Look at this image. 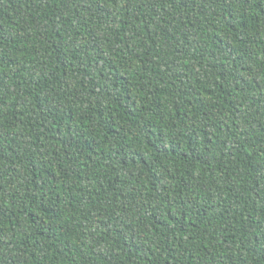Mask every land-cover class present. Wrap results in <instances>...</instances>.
Wrapping results in <instances>:
<instances>
[{"label":"trees","instance_id":"1","mask_svg":"<svg viewBox=\"0 0 264 264\" xmlns=\"http://www.w3.org/2000/svg\"><path fill=\"white\" fill-rule=\"evenodd\" d=\"M0 264H264V0H0Z\"/></svg>","mask_w":264,"mask_h":264}]
</instances>
